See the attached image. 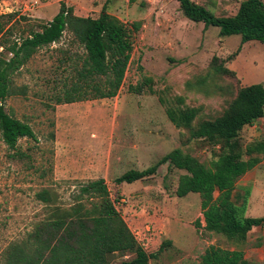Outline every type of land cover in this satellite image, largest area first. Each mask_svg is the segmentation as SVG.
Segmentation results:
<instances>
[{"label": "rangeland", "instance_id": "rangeland-1", "mask_svg": "<svg viewBox=\"0 0 264 264\" xmlns=\"http://www.w3.org/2000/svg\"><path fill=\"white\" fill-rule=\"evenodd\" d=\"M61 1L0 0V29L4 33H0V44L12 45L31 29L38 30L58 13ZM65 1L80 16L98 17L105 7L124 22L141 21L142 26L115 97L56 103L54 94L63 88L59 81L74 74L73 61L61 64L62 57L84 53L70 32L39 49L12 75L13 92L4 101L6 110L28 121L37 139H20L19 147L27 156L19 158L12 156L0 135V264H23L16 260V253L11 255L9 247L27 241L48 215L45 204L36 198L38 191L52 189L58 203L68 208L83 182L99 178L107 181L117 208L141 245L156 253L150 264H199L210 245L242 250L252 263L264 264V223L254 227L245 240L196 227V221L204 218L200 194H176L185 170L169 169L165 163L156 174L142 180H115L130 169L153 166L175 148L207 165L217 159L219 145L191 138L190 129L177 127L166 109L197 108L194 125L222 114L239 88L264 84V43L251 40L242 44L240 34L221 36L219 27H206L187 18L177 0ZM193 1L216 15H233L243 0ZM32 3L34 10L25 12ZM240 46V52L230 59ZM11 56L0 46V57ZM214 56L234 70L236 77L214 72ZM149 77L152 88L146 86L141 94L132 91L131 85ZM178 97L184 102H178ZM240 137L244 146L264 139V117L246 125ZM234 193L237 204L246 206L245 216L264 215V159L238 180ZM170 228L178 240L176 245L169 239ZM166 241L171 244L161 248ZM185 241L191 244L185 246ZM24 249L32 251L30 246ZM130 257L121 253L111 256L113 263Z\"/></svg>", "mask_w": 264, "mask_h": 264}, {"label": "trees", "instance_id": "trees-1", "mask_svg": "<svg viewBox=\"0 0 264 264\" xmlns=\"http://www.w3.org/2000/svg\"><path fill=\"white\" fill-rule=\"evenodd\" d=\"M177 1L187 18L203 22L206 27H219L221 36L240 34L242 44L251 40L264 43V0H243L233 15H216L193 0ZM141 26V21L124 22L105 7L98 17L79 16L62 0L58 13L38 30L31 29L29 35L12 45L0 44L12 54L9 59L0 57V135L13 151V157L27 156L20 149L19 141L25 137L37 139V135L28 121L6 110L4 101L13 92L12 75L39 49L59 42L65 32H70L84 53L62 57L61 64L73 61L74 74L59 81L63 88L54 94L56 103L115 97L124 83L135 36ZM240 50L241 46L229 58ZM211 69L220 75L236 77V72L219 62L217 56L212 59ZM151 84L149 77L143 83L131 85V89L141 94L146 86L152 88ZM177 100L184 102L183 97ZM166 112L177 127L190 129L191 138L207 139L219 145L217 159L207 165L181 148H175L153 166L144 170L130 169L116 177V182L142 180L156 174L158 167L165 163L169 164V169H183L185 173L179 178L176 194L179 197L200 194L205 225L197 220L196 227L245 240L254 227L264 223V215L245 216L246 206L237 204L234 191L238 180L264 159V139L244 146L240 133L246 125L264 117V84L242 86L222 114L201 120L197 125L194 122L199 112L195 107L168 106ZM54 137L55 134L52 139ZM73 196L75 202L64 208L52 189L44 187L36 193V198L48 209V215L36 225L27 241L9 247L12 256L16 253V260L23 264H150V259L156 257V253H149L136 238L104 178L83 182ZM168 244L171 241L163 242L161 248ZM28 246L32 249L30 253L24 249ZM115 253L131 257L113 263L111 256ZM199 264L254 263L242 250L210 245L201 255Z\"/></svg>", "mask_w": 264, "mask_h": 264}, {"label": "crops", "instance_id": "crops-1", "mask_svg": "<svg viewBox=\"0 0 264 264\" xmlns=\"http://www.w3.org/2000/svg\"><path fill=\"white\" fill-rule=\"evenodd\" d=\"M67 2V1H66ZM69 6V5H68ZM74 12H75V10H74ZM75 14H76V12H75ZM78 15V14H77ZM80 16V15H79ZM51 20V19H50ZM186 198V197H185ZM200 206H201V203H200ZM201 223H202V226H204L205 225V221H204V218H202L201 220ZM194 227V226H193ZM195 228V227H194ZM170 231H171V234L172 235H170V237H169V239L172 241V243L174 244V245H176V244H178L177 242H178V240H177V238L174 236V234H173V232H172V230H171V228L169 229ZM169 231V232H170ZM191 244V242L190 241H185V246H188V245H190Z\"/></svg>", "mask_w": 264, "mask_h": 264}, {"label": "built area", "instance_id": "built-area-1", "mask_svg": "<svg viewBox=\"0 0 264 264\" xmlns=\"http://www.w3.org/2000/svg\"><path fill=\"white\" fill-rule=\"evenodd\" d=\"M32 10H34V4L32 3V4H30V5H28L27 7H26V11L25 12H29V11H32ZM135 234V233H134ZM135 236H136V238L138 239V237H137V233L135 234Z\"/></svg>", "mask_w": 264, "mask_h": 264}]
</instances>
